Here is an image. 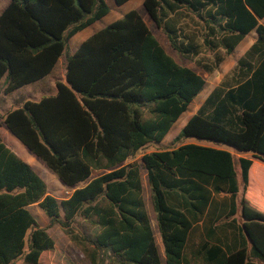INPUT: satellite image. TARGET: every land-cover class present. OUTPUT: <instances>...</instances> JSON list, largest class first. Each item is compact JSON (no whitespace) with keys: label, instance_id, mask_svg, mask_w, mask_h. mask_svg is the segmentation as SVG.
I'll list each match as a JSON object with an SVG mask.
<instances>
[{"label":"trees","instance_id":"trees-1","mask_svg":"<svg viewBox=\"0 0 264 264\" xmlns=\"http://www.w3.org/2000/svg\"><path fill=\"white\" fill-rule=\"evenodd\" d=\"M129 1L115 0L119 6ZM144 7L180 56L211 57V65L200 63L208 73L226 57L236 60L174 142H215L253 159L220 145H163L207 81L166 52L139 12H128L71 53L69 41L110 14L106 0H9L0 14V84L9 94L41 84L62 58L66 83L56 81V94L24 100L0 122L74 191L54 197L0 136V264H54L45 262L58 252L49 233L54 227L90 264H193L192 234L224 207L221 196L230 197L232 211L217 217L221 236L208 232L194 255L197 264H264V212L247 198L255 162L264 166V0H145ZM252 32L256 42L237 60ZM152 144L159 149L129 163ZM32 206L47 216L46 226ZM228 228L235 231L231 240Z\"/></svg>","mask_w":264,"mask_h":264},{"label":"rangeland","instance_id":"rangeland-1","mask_svg":"<svg viewBox=\"0 0 264 264\" xmlns=\"http://www.w3.org/2000/svg\"><path fill=\"white\" fill-rule=\"evenodd\" d=\"M106 1L111 8L110 14L101 21L95 23L93 26L79 33L72 40H70L68 45L69 51L71 53H75L84 40H86L93 34L103 30L109 25L113 24L117 20L121 19L128 12L130 11L139 12L147 22L151 31L154 33V35L157 37L161 45L164 47L166 52L169 55H171L179 64L192 68L198 74L202 75L207 81V86L204 92L201 93V95L194 100V102L190 106L189 112H187L178 121V123L175 125L170 135L164 141L163 145L169 148H176L183 143H195V144L210 145V146L220 145L222 148L228 149L235 153V150L232 147L223 144H217L215 142L203 141L198 139H189L181 143L174 142V139L178 136V134L184 127L183 126L184 122L190 119L197 112L199 107L204 103L207 96L209 95V91L213 89L217 81V77L219 75L220 69L216 70L213 73H208L206 70H204L203 66H201L200 64L201 62H203L204 64L209 63L208 65H211L210 64L211 57L204 55L194 59H186L180 56L176 51H174L171 48L167 37L158 29L157 25L149 18L146 9L144 7L145 0H131L121 6L117 5L115 0H106ZM8 3L9 0H0V14L6 8ZM231 61H232L231 58L226 57V60L222 66H226ZM64 62H65V58H62L54 74L43 83L37 84L35 86H30L16 93H12V94L7 93L6 84L1 83L0 84V115L4 114L8 110H13L18 106H21L24 100L38 101L42 98V96H51L56 94L55 82L60 81L66 83ZM3 127L7 130L5 126ZM8 133L10 134L9 131ZM0 135L3 137L4 142L10 148H12L24 161L29 163V160L32 157H34L12 134L10 135L14 138L16 142H14L10 136H8L3 131H1V129H0ZM159 147L160 145L158 144H152L148 149L141 151L136 156L135 159L130 160L129 163L132 161L140 162L144 154L153 152L159 149ZM33 166L36 172H38L40 176H42V178L46 181L49 187V191L54 197L57 196L58 197V198L56 197L57 199L62 200L63 197L66 198L69 196V194H67V191H72V189L62 188L63 189L62 190L61 186H59L60 182L58 178L55 176L53 172H51L46 167V165L43 162H40L39 159H36V162L33 164ZM252 170H255L256 184L254 187H252V192L254 190V195L251 193V188L250 189L248 188L249 195L247 196V198L248 199L254 198L255 200H257L259 209L264 212V193L262 190L264 188V166L260 165V163L257 161L255 162ZM142 181L144 186V197H145L146 208L151 220V224L154 230L157 243L160 247V251L163 254V257L165 258L162 236L158 226L157 214L154 210L152 203L151 188L148 182L146 170H142ZM85 185L86 183L82 184L81 186L83 187ZM61 194H63V196H61ZM30 210L33 212L38 222L42 226H46L48 224L47 216L38 206H32L30 207ZM43 215L45 217H43ZM49 233L53 237V239L57 242L59 247H58V252L51 253L45 256V262L47 263L52 262L54 264H66L67 260H73L76 264H90V262L82 256L79 248H77L74 244H72L69 237L59 227H54L50 229ZM17 264H21V263H17Z\"/></svg>","mask_w":264,"mask_h":264},{"label":"crops","instance_id":"crops-1","mask_svg":"<svg viewBox=\"0 0 264 264\" xmlns=\"http://www.w3.org/2000/svg\"><path fill=\"white\" fill-rule=\"evenodd\" d=\"M83 32V31H82ZM81 33V32H80ZM79 34V33H78ZM77 34V35H78ZM76 35V36H77ZM75 37V36H74ZM73 37V38H74ZM91 37V36H90ZM257 33L256 32H252L251 35L246 39V41L239 47L238 49V54H237V60L239 58H241L245 53L246 51L256 42L257 40ZM72 38V39H73ZM71 39V40H72ZM88 39V38H87ZM86 39V40H87ZM85 41V40H84ZM83 41V42H84ZM82 42V43H83ZM236 65V60H232L230 63H228L226 66H221L220 68V72H219V75L217 77V81L213 87V89H211L209 91V94L217 87L220 85V83L222 82V80L224 79V77L235 67ZM208 97V96H207ZM189 120V119H188ZM185 121L183 126H185V124L188 122ZM4 125L1 124L0 122V129L1 131H3L5 134H7L8 136L11 137V139L16 142L14 140V138L8 133V129L6 130L4 127ZM170 135V134H169ZM1 136V135H0ZM2 137V136H1ZM3 138V137H2ZM166 140V139H165ZM164 140V141H165ZM164 143V142H163ZM12 149V148H11ZM238 158H241V157H244V158H250V159H253L252 155L251 154H244V155H241V154H236L234 153ZM36 158V157H35ZM34 157H32L30 160H29V164L34 168L33 164L36 162V159ZM256 161V160H255ZM28 163V162H27ZM60 182V181H59ZM256 184V177H255V170H251L250 172V185H249V189L251 188V193L254 195V190L252 192V187H254ZM59 185V184H58ZM61 186V189L62 188H67L65 186H63V184L60 182V185ZM69 189V188H67ZM63 190V189H62ZM263 190V193H264V188L262 189ZM74 191V189H72V191H67V193L69 195L72 194V192ZM61 196H63V194H61ZM57 197V196H55ZM58 198V197H57ZM67 198V197H66ZM65 197L62 198L63 199H66ZM242 198V194H239L238 196V201L236 202V205L239 206V203H240V199ZM251 199V198H250ZM226 200V204L224 205V207H222L223 205H218V209H214V211L212 212V216L211 217H206V219L204 221H202L198 226H196V230L194 231V233L192 234V237H191V242H190V249L188 251V256H189V259H193V264H197L199 263L198 260L195 258L196 256L195 253L197 251H200L201 249V246L202 244L208 242L209 238H208V232L209 231H212V230H216L217 229V236H221V231L218 229L219 227V224L217 223V217H220V215H225L228 216L230 215L231 211H232V200L230 199V197L228 198H225L224 196H221V197H218L217 198V202L218 203H222ZM253 202H257V200H255L254 198L251 199ZM216 210V211H215ZM236 216L237 219L239 220L240 217H241V210H240V207L239 209L237 208V211H236ZM43 217H45L43 215ZM218 226V227H217ZM235 232L233 229L231 228H228L227 231H226V234L227 236H229V239L231 240L232 239V233ZM216 236V237H217ZM159 246V245H158ZM160 248V247H159ZM162 254V253H161ZM162 258H163V261L165 262V258L163 257V254H162Z\"/></svg>","mask_w":264,"mask_h":264},{"label":"built area","instance_id":"built-area-1","mask_svg":"<svg viewBox=\"0 0 264 264\" xmlns=\"http://www.w3.org/2000/svg\"><path fill=\"white\" fill-rule=\"evenodd\" d=\"M68 194V193H67Z\"/></svg>","mask_w":264,"mask_h":264}]
</instances>
